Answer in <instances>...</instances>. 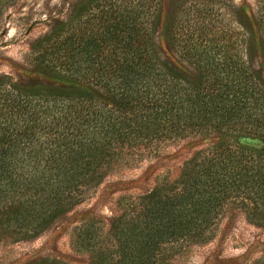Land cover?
I'll return each mask as SVG.
<instances>
[{
	"label": "trees",
	"instance_id": "1",
	"mask_svg": "<svg viewBox=\"0 0 264 264\" xmlns=\"http://www.w3.org/2000/svg\"><path fill=\"white\" fill-rule=\"evenodd\" d=\"M144 4L103 1L85 16L82 8L32 44L41 70L78 88L0 75V242L39 235L113 166L190 136L218 139L185 161L177 179L123 198L105 231L96 221L75 226L72 245L89 264H167L210 240L229 207L264 225L261 74L244 52L202 51L189 55L198 67L186 78L159 58Z\"/></svg>",
	"mask_w": 264,
	"mask_h": 264
},
{
	"label": "rangeland",
	"instance_id": "2",
	"mask_svg": "<svg viewBox=\"0 0 264 264\" xmlns=\"http://www.w3.org/2000/svg\"><path fill=\"white\" fill-rule=\"evenodd\" d=\"M103 1H115L123 7L135 3V8L140 2L0 0V75L27 86L78 88L76 82L41 70L33 60L32 44L74 12L84 8L85 16ZM143 1L146 5L139 9L141 18L154 14V46L159 58L186 78H195L198 67L189 55L226 51L244 52L264 80V0ZM217 139L214 135L174 139L163 143L154 154L113 166L87 198L60 214L39 235L18 242H0V264H33L41 259L89 264L87 251H78L72 245L75 226L96 221L98 230L105 231L119 213L123 198L177 179L185 161ZM262 257L264 225L250 221L241 208L229 207L210 240L184 247L168 258L167 264H253Z\"/></svg>",
	"mask_w": 264,
	"mask_h": 264
}]
</instances>
